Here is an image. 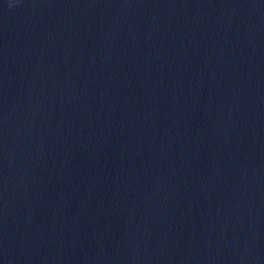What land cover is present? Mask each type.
Wrapping results in <instances>:
<instances>
[{
	"label": "water",
	"instance_id": "1",
	"mask_svg": "<svg viewBox=\"0 0 264 264\" xmlns=\"http://www.w3.org/2000/svg\"><path fill=\"white\" fill-rule=\"evenodd\" d=\"M0 264H264V0H0Z\"/></svg>",
	"mask_w": 264,
	"mask_h": 264
},
{
	"label": "clouds",
	"instance_id": "2",
	"mask_svg": "<svg viewBox=\"0 0 264 264\" xmlns=\"http://www.w3.org/2000/svg\"><path fill=\"white\" fill-rule=\"evenodd\" d=\"M9 7H12V5H11V4H9Z\"/></svg>",
	"mask_w": 264,
	"mask_h": 264
}]
</instances>
